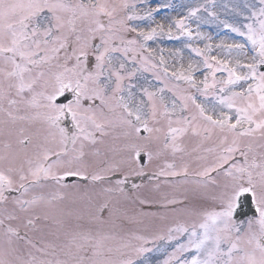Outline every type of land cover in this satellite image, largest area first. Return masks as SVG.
<instances>
[{"label":"snow or ice","instance_id":"1","mask_svg":"<svg viewBox=\"0 0 264 264\" xmlns=\"http://www.w3.org/2000/svg\"><path fill=\"white\" fill-rule=\"evenodd\" d=\"M167 7L0 0V264H264V0Z\"/></svg>","mask_w":264,"mask_h":264},{"label":"rangeland","instance_id":"2","mask_svg":"<svg viewBox=\"0 0 264 264\" xmlns=\"http://www.w3.org/2000/svg\"><path fill=\"white\" fill-rule=\"evenodd\" d=\"M203 2V0H154V6L155 5H163L167 4L169 7L162 8L161 9V17L168 16L172 18H176L180 14H186V11L189 7L195 6V4ZM217 8L216 10L221 14L222 17L228 16L231 18V14L227 12V10L224 8V5H228V7H232L234 4H241L243 3V0H216ZM190 26L195 31L197 27V22L195 20L190 21ZM202 33L211 35L213 37V41L219 42L220 39H228L233 34H226L222 29H220L216 24H200V29ZM161 46L165 47L166 49L176 50L183 48L184 40L183 38L181 40H167L162 39L160 41ZM202 43L200 46H202ZM185 54H187V50L184 49ZM166 55L168 53L166 52ZM73 184H80V193L83 194L84 192H88L90 194H96L100 192V188H93L92 186L84 187L83 183H73ZM106 185H102L101 187H105ZM134 193H128L130 196H132ZM150 193V188L147 187L143 191H140L139 194L141 195H148ZM64 207H71V204L69 201H65Z\"/></svg>","mask_w":264,"mask_h":264},{"label":"water","instance_id":"3","mask_svg":"<svg viewBox=\"0 0 264 264\" xmlns=\"http://www.w3.org/2000/svg\"><path fill=\"white\" fill-rule=\"evenodd\" d=\"M76 178H69L68 180L72 181V180H75Z\"/></svg>","mask_w":264,"mask_h":264}]
</instances>
